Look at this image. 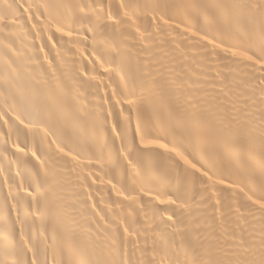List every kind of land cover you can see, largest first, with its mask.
Returning <instances> with one entry per match:
<instances>
[{"label": "bare ground", "instance_id": "6f19581e", "mask_svg": "<svg viewBox=\"0 0 264 264\" xmlns=\"http://www.w3.org/2000/svg\"><path fill=\"white\" fill-rule=\"evenodd\" d=\"M0 264H264V0H0Z\"/></svg>", "mask_w": 264, "mask_h": 264}]
</instances>
